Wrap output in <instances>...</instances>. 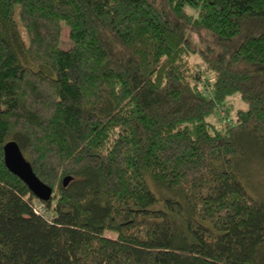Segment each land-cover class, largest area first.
<instances>
[{"label": "trees", "instance_id": "1", "mask_svg": "<svg viewBox=\"0 0 264 264\" xmlns=\"http://www.w3.org/2000/svg\"><path fill=\"white\" fill-rule=\"evenodd\" d=\"M240 134L264 155V0H0V264H264Z\"/></svg>", "mask_w": 264, "mask_h": 264}, {"label": "rangeland", "instance_id": "2", "mask_svg": "<svg viewBox=\"0 0 264 264\" xmlns=\"http://www.w3.org/2000/svg\"><path fill=\"white\" fill-rule=\"evenodd\" d=\"M68 30L66 27L62 29L61 35V47L66 50L71 47L69 43ZM231 106L230 117L233 119L236 111L239 109H245L244 103L240 102L237 98H233L229 101ZM217 114H214L208 118L209 121L216 124ZM236 142L243 146V154L236 158L235 169L237 176L244 186L247 194L259 200H264V155L262 153L263 146L256 145L252 137L249 134H240L236 137ZM35 210L40 214L46 215L42 206L36 204Z\"/></svg>", "mask_w": 264, "mask_h": 264}, {"label": "water", "instance_id": "3", "mask_svg": "<svg viewBox=\"0 0 264 264\" xmlns=\"http://www.w3.org/2000/svg\"><path fill=\"white\" fill-rule=\"evenodd\" d=\"M3 160L6 169L19 178L38 201L47 202L50 200L52 189L35 176L30 164L25 160L15 142L5 144L3 147ZM70 181V177L64 178L62 181L63 187H66Z\"/></svg>", "mask_w": 264, "mask_h": 264}, {"label": "built area", "instance_id": "4", "mask_svg": "<svg viewBox=\"0 0 264 264\" xmlns=\"http://www.w3.org/2000/svg\"><path fill=\"white\" fill-rule=\"evenodd\" d=\"M35 212L38 214V212L35 210ZM40 213V212H39Z\"/></svg>", "mask_w": 264, "mask_h": 264}]
</instances>
